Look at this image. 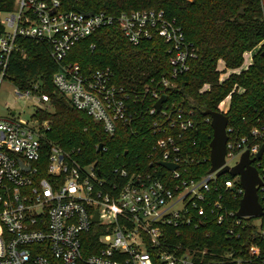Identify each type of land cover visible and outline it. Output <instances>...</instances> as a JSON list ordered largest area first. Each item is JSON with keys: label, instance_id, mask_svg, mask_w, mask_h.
I'll return each instance as SVG.
<instances>
[{"label": "built area", "instance_id": "2783aa9c", "mask_svg": "<svg viewBox=\"0 0 264 264\" xmlns=\"http://www.w3.org/2000/svg\"><path fill=\"white\" fill-rule=\"evenodd\" d=\"M115 23L134 46L160 37L169 46L171 79L188 72L190 61L197 57L182 27L162 10H133L118 16L101 11L88 16L78 10H61L58 0H16L12 11H0V86L9 80L18 40H45L59 65L53 82L72 106L100 122L109 135L120 124L131 126L130 94L114 82L110 68L84 74L79 64L63 63L76 44ZM171 79L162 80L165 88L173 86ZM17 91L20 98L32 96L37 104H45L41 109L49 106L46 95ZM152 96L157 101L163 97L156 91ZM225 101L219 112L227 115L229 108L222 107ZM14 113L0 117V264H199L198 253L207 250L173 241L170 228H176L178 235L181 227L205 222L206 205L219 223L230 217L240 224L244 218L238 211L223 212L216 196L224 187L234 189L242 199L245 188L240 176L218 175V170L209 169L194 177L189 171L194 159L188 157L182 140L183 131L192 128L194 120L192 112L182 106L171 109L165 102L161 110L156 105L150 110L161 113L153 127L163 133L153 145L152 155L158 159L155 167L116 166L109 175L47 142L49 121L41 123L33 116L27 120ZM227 133L225 164L236 165L248 150L264 181L258 167L264 153L257 157L264 145V123L241 136L228 123ZM238 156L239 161L231 164ZM162 161L177 167L169 169L159 164ZM225 174L231 177L221 180ZM95 231L93 252L86 254ZM249 252L264 262V242L251 244Z\"/></svg>", "mask_w": 264, "mask_h": 264}, {"label": "trees", "instance_id": "16d2710c", "mask_svg": "<svg viewBox=\"0 0 264 264\" xmlns=\"http://www.w3.org/2000/svg\"><path fill=\"white\" fill-rule=\"evenodd\" d=\"M61 10L105 12L118 16L133 10L164 11L168 19L176 20L187 40L197 50L190 61V70L177 79H171L169 46L160 38L132 45L118 24L103 27L80 41L69 52L64 64H79L84 74L110 68L114 82L130 94L131 126L120 124L114 135L105 132L100 122L75 109L69 99L53 82L59 65L51 55L52 45L45 40L20 38L14 52L8 78L16 88L25 92L46 95L53 111L38 108L33 118L49 121L46 140L71 151L84 164L94 163L103 174L109 175L116 166L151 170L158 159L152 153L156 140L163 136L155 131L153 122L161 113L151 114L157 100L154 91L167 97L166 107H184L192 112L194 126L183 131L182 144L190 162L188 169L194 177H201L211 168L213 127L206 111L219 112L220 104L230 97L227 116L235 134L247 135L251 129L264 123V4L260 0H58ZM16 0H0V11L10 12ZM243 11V12H242ZM2 30L0 26V31ZM260 49L253 63L240 73H232L221 81L227 69H240L245 54ZM219 61L225 70L218 69ZM164 78L173 86L165 88ZM208 86V89H204ZM149 89V92L146 90ZM103 143L102 151L98 145ZM258 166L264 177V157ZM231 177L225 174L221 180ZM223 204V212L238 211L241 195L234 189L222 187L216 193ZM264 207V188L259 189ZM205 222L177 229L170 228L173 241L184 242L193 248L206 249L198 253L199 264H264L262 258L252 255L249 247L264 242V216L261 225L257 217H244L240 224L225 217L219 223L216 213L206 205ZM233 230V233H230ZM175 234V235H174ZM97 232L90 238L92 242Z\"/></svg>", "mask_w": 264, "mask_h": 264}, {"label": "water", "instance_id": "95a60500", "mask_svg": "<svg viewBox=\"0 0 264 264\" xmlns=\"http://www.w3.org/2000/svg\"><path fill=\"white\" fill-rule=\"evenodd\" d=\"M55 12V11H53ZM243 12V11H242ZM88 16L93 15V12L86 13ZM167 101V97L163 96L156 103V109L159 111L162 105ZM13 114H15L13 112ZM205 116L211 118V125L213 127V138L210 143L211 146V168L210 171H217L218 175L224 173H230L232 176H240L242 185L245 188L244 196L240 201V208L238 210V216L240 217H263L264 207L260 201L259 197V186H261L264 181L260 176L259 170L253 165L255 158H251L249 151H245L240 161L234 165H226V152H227V141L228 133L227 126L229 123V117L221 112L206 111ZM103 143L98 145V151L103 150ZM264 153V145H262L257 157L261 158ZM159 164L169 168L175 169L177 164L171 162H159ZM29 168V167H27ZM98 219V214L95 220Z\"/></svg>", "mask_w": 264, "mask_h": 264}, {"label": "rangeland", "instance_id": "374dc122", "mask_svg": "<svg viewBox=\"0 0 264 264\" xmlns=\"http://www.w3.org/2000/svg\"><path fill=\"white\" fill-rule=\"evenodd\" d=\"M5 16L6 15L3 14L2 18H5ZM259 49H260V47L257 48L256 50H254L253 54H249L245 57L242 70H246L249 67L251 61L253 60L254 54ZM218 69H219V66H218ZM229 73L230 72L227 71L226 75L221 76V81H223L224 79H227L231 75ZM208 88L209 87L206 86L204 89H208ZM17 93H18L17 88L15 87V85L10 80H6L2 83V85L0 86V117H3V118L10 117L13 112H16L17 115H22L23 118H25L27 120H31L36 109L38 107L42 108L45 106V104H43V103L37 104L33 100L32 96H29V97L24 96L23 98H20ZM229 105H230V99L227 98L224 105H222V107L224 109H227V108H229ZM46 109H48L49 111H53V108L50 105L47 106ZM34 120H36V119H34ZM239 158L240 157L238 156L237 158L230 160V163L231 164L237 163L239 161ZM79 163H81V162H79ZM81 164H84V163H81ZM261 221H262V218L257 217L256 223L261 225Z\"/></svg>", "mask_w": 264, "mask_h": 264}, {"label": "crops", "instance_id": "0c3cea01", "mask_svg": "<svg viewBox=\"0 0 264 264\" xmlns=\"http://www.w3.org/2000/svg\"><path fill=\"white\" fill-rule=\"evenodd\" d=\"M253 52H254V51L246 53V54H245V57H246L247 55H249V54H253ZM252 63H253V60L251 61L250 65H251ZM243 65H244V64H243ZM250 65H249V66H250ZM225 68H226V67H225V63H224L223 61H219V70H220V71H224ZM242 68H243V66H242L240 69H237V70H230V69H227L226 72H227V71L230 72L229 74H232V73H239V72H241ZM224 75H226V73L222 74V76H224ZM227 76H228V75H227Z\"/></svg>", "mask_w": 264, "mask_h": 264}]
</instances>
